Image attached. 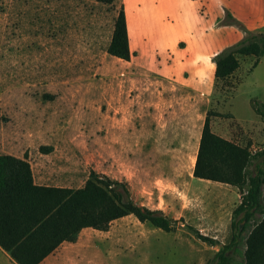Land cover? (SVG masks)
<instances>
[{
    "label": "rangeland",
    "instance_id": "374dc122",
    "mask_svg": "<svg viewBox=\"0 0 264 264\" xmlns=\"http://www.w3.org/2000/svg\"><path fill=\"white\" fill-rule=\"evenodd\" d=\"M122 6L121 0H0V152L27 156L37 182L47 186L79 189L100 175L121 182L137 203L174 221L170 232L133 214L107 231L88 228L65 245L60 264H217L246 192L194 178L197 140L211 112L215 134L252 157L264 150V119L254 105L264 98V63L233 111L239 76L217 83L211 100L174 89L108 53ZM261 163L253 159L249 173ZM255 217L247 230L263 215ZM245 250L241 239L237 262ZM257 260L264 264V244Z\"/></svg>",
    "mask_w": 264,
    "mask_h": 264
},
{
    "label": "trees",
    "instance_id": "16d2710c",
    "mask_svg": "<svg viewBox=\"0 0 264 264\" xmlns=\"http://www.w3.org/2000/svg\"><path fill=\"white\" fill-rule=\"evenodd\" d=\"M223 23L235 25L246 36L214 58L217 83L231 80L240 67V56H254V67L264 56V33L248 31L230 13ZM108 53L123 61L131 60L124 6L115 20ZM254 105L264 119V104L256 100ZM210 115L211 112L204 123L194 177L233 185L246 192L234 212L232 242L223 246L215 260L217 264H257L264 244V150L252 157L247 147L218 136L211 129ZM257 158L262 161L261 167L256 173H249ZM256 212L263 217L252 230H247L248 223L256 219ZM131 214L164 231L173 230V220L137 203L121 182L100 175L79 189L41 186L34 181L27 156L19 158L0 152V246L18 264H41L63 243H76L84 229L107 231L114 221ZM239 216L241 225L236 221ZM241 239L245 240L246 250L237 262L236 248Z\"/></svg>",
    "mask_w": 264,
    "mask_h": 264
},
{
    "label": "crops",
    "instance_id": "0c3cea01",
    "mask_svg": "<svg viewBox=\"0 0 264 264\" xmlns=\"http://www.w3.org/2000/svg\"><path fill=\"white\" fill-rule=\"evenodd\" d=\"M121 1L125 8L132 55L131 60L126 62L133 68L169 81L174 89L186 88L195 94L205 96L208 100H211L217 85V66L214 58L246 36V33L235 25L223 23L227 13H230L248 31L264 33V0ZM97 27L99 29V26ZM113 32L114 28L112 36ZM111 40L112 37L108 47ZM238 59L240 67L231 80L239 76L242 81L237 87L235 96L232 97L231 109L241 95L246 81L254 76L255 70L264 63V56L260 58L256 67H254L256 61L254 56H240ZM260 87L264 88V83ZM251 99L252 97L250 101ZM257 100L264 104L263 97ZM233 115L240 120L241 117L235 112ZM221 136L232 140L229 136ZM201 137L202 131L197 140L193 168ZM33 174L37 185L47 186L37 182L34 170ZM195 179L201 183H212L211 186L215 189H220V185H223L217 181ZM68 244L70 243H63L41 264H60L63 249ZM0 264L18 263L0 246Z\"/></svg>",
    "mask_w": 264,
    "mask_h": 264
}]
</instances>
